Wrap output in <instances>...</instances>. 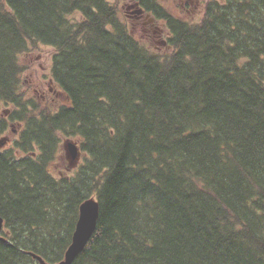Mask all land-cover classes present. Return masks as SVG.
<instances>
[{
  "label": "trees",
  "instance_id": "1",
  "mask_svg": "<svg viewBox=\"0 0 264 264\" xmlns=\"http://www.w3.org/2000/svg\"><path fill=\"white\" fill-rule=\"evenodd\" d=\"M121 1L0 0V140L21 123L0 149V264L62 259L91 196L71 264H264V0H206L196 21L188 0H131L164 51ZM40 44L61 103L42 104L20 59ZM63 139L85 156L58 177Z\"/></svg>",
  "mask_w": 264,
  "mask_h": 264
},
{
  "label": "rangeland",
  "instance_id": "2",
  "mask_svg": "<svg viewBox=\"0 0 264 264\" xmlns=\"http://www.w3.org/2000/svg\"><path fill=\"white\" fill-rule=\"evenodd\" d=\"M169 1L171 3H175L179 0H169ZM205 2L206 0H188V5H187L188 7L186 8L187 11L182 13L181 17H186L189 21L199 20V18L203 14V8ZM135 3L136 2H133L131 0H122L120 2V6L122 7L125 15L127 16V23L130 26L131 32L136 37H139L149 47L159 51L166 50L167 49L166 28L160 21L156 20L148 13H145L143 8H142L143 9L142 13H135L134 12L135 7H129V5ZM52 51L53 49L50 46L40 44L32 48L31 50L25 52L20 57L21 61L27 65V69L25 72L27 73V75L29 76V78L37 88V91L35 92L36 95L39 96L38 94L41 93V90H44L46 92L43 97L39 96L43 98L40 100L44 105H46V103L47 104L49 103V98L45 99V96L49 94L53 96L56 103L63 102L62 94L60 93L56 85L53 84V82L50 80L51 77L50 65H51ZM49 88L53 89L52 93L48 92ZM4 108H8V107H4ZM3 110H4L3 108H0V114H7L9 112L8 110L7 113H4ZM17 122L18 121L10 123V129L7 132L9 142L4 144L3 148L8 147L17 137V135L13 134V131L11 129V128L18 129L20 127L21 123L18 122L19 123L18 124ZM65 140H70L74 142L76 145H78L77 140L63 139L62 150L58 155V157L56 158L55 165L52 167V173L54 174V176H58V177L73 172L76 166L83 160L85 156V154L81 152L79 149L78 158L75 160V164H73V166L70 167L69 162H73L74 157L72 156V154H69V150L63 147V145L65 144Z\"/></svg>",
  "mask_w": 264,
  "mask_h": 264
},
{
  "label": "water",
  "instance_id": "3",
  "mask_svg": "<svg viewBox=\"0 0 264 264\" xmlns=\"http://www.w3.org/2000/svg\"><path fill=\"white\" fill-rule=\"evenodd\" d=\"M129 7H135V13H142L143 9L137 3L129 5ZM165 43V42H163ZM0 144L3 142L0 140ZM64 148L69 150L74 159L78 158L79 148L72 141H66ZM99 215V203L95 197H89L85 199L79 205L78 219L75 224V229L72 234L71 242L64 252L63 258L56 262L50 263L44 261L42 257L37 254L31 255L36 258L41 264H71L76 256L83 250L91 236L93 235ZM3 225V218L0 216V229Z\"/></svg>",
  "mask_w": 264,
  "mask_h": 264
},
{
  "label": "flooded vegetation",
  "instance_id": "4",
  "mask_svg": "<svg viewBox=\"0 0 264 264\" xmlns=\"http://www.w3.org/2000/svg\"><path fill=\"white\" fill-rule=\"evenodd\" d=\"M52 88H49V90H48V92L49 93H52ZM45 91L44 90H41V93L40 94H38L39 96H41V97H43L44 95H45ZM12 129V131H13V134L14 135H19V133H18V129H16V128H11ZM9 141H8V136H6V140H5V142H4V144H6V143H8ZM3 148V146H1L0 147V149H2ZM69 154H71L70 152H69ZM75 160L76 159H74V161L73 162H69V166L70 167H72L73 166V164H75ZM77 164V163H76ZM1 216V215H0ZM2 217V216H1ZM3 218V217H2ZM0 241H3V242H5V243H9V239L7 238V232H5V227H4V218H3V225H2V227H1V229H0ZM26 252V254H28L29 256H31L35 261H36V264H41L36 258H34L32 255H31V253L32 254H34L32 251H25ZM37 256H39V255H37ZM50 263H53V262H50Z\"/></svg>",
  "mask_w": 264,
  "mask_h": 264
}]
</instances>
